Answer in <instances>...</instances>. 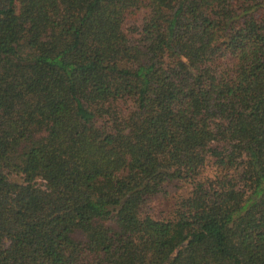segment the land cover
Segmentation results:
<instances>
[{"label": "trees", "instance_id": "1", "mask_svg": "<svg viewBox=\"0 0 264 264\" xmlns=\"http://www.w3.org/2000/svg\"><path fill=\"white\" fill-rule=\"evenodd\" d=\"M0 264H264V0H0Z\"/></svg>", "mask_w": 264, "mask_h": 264}, {"label": "rangeland", "instance_id": "2", "mask_svg": "<svg viewBox=\"0 0 264 264\" xmlns=\"http://www.w3.org/2000/svg\"><path fill=\"white\" fill-rule=\"evenodd\" d=\"M144 14V12H142ZM142 15L138 16V19H141ZM139 22L129 21L124 30L129 36L137 35V32H132L133 27H136ZM133 25V26H132ZM118 106L126 107L127 103H123L122 101L118 102ZM213 159L208 157L207 161L202 167L200 177L207 178L212 177L215 172V167L212 163ZM191 186L184 181L180 180H172L165 182L163 185V189L165 193H158L152 197H150L145 204L141 208V212L143 214L151 215L156 219L162 220H170L174 218L175 209L177 208L178 201L185 197L189 191ZM76 238H81L79 233H75ZM182 248H180L181 251Z\"/></svg>", "mask_w": 264, "mask_h": 264}]
</instances>
